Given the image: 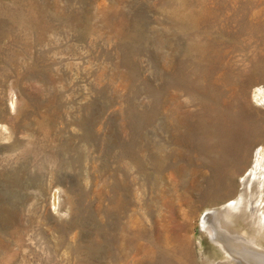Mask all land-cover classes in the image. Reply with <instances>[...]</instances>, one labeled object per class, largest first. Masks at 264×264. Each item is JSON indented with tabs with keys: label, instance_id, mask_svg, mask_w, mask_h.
<instances>
[{
	"label": "rangeland",
	"instance_id": "1",
	"mask_svg": "<svg viewBox=\"0 0 264 264\" xmlns=\"http://www.w3.org/2000/svg\"><path fill=\"white\" fill-rule=\"evenodd\" d=\"M259 87L264 0H0V174L25 177L0 176V264L224 258L202 217L264 141Z\"/></svg>",
	"mask_w": 264,
	"mask_h": 264
},
{
	"label": "bare ground",
	"instance_id": "2",
	"mask_svg": "<svg viewBox=\"0 0 264 264\" xmlns=\"http://www.w3.org/2000/svg\"><path fill=\"white\" fill-rule=\"evenodd\" d=\"M258 92L264 97V87H259ZM13 104L12 102L11 106ZM5 131L6 128L0 125V134ZM258 131L264 133L262 127ZM249 147L251 145L244 153L242 144L237 152L245 155L244 159L241 155L235 159L236 190H231L228 195L215 200V205L209 207L202 217V226L207 237L216 244L224 257L213 264H264V245L261 244L264 241V141L253 145L251 150H248ZM3 175L9 183L6 186L13 187V190L25 186L24 173L20 168L8 174H0ZM57 195L60 193L57 192ZM227 201L229 204L219 208ZM53 202L59 207L60 202H55L54 197ZM242 225L248 227L247 233L238 231L237 227ZM117 246L122 249L121 243Z\"/></svg>",
	"mask_w": 264,
	"mask_h": 264
}]
</instances>
